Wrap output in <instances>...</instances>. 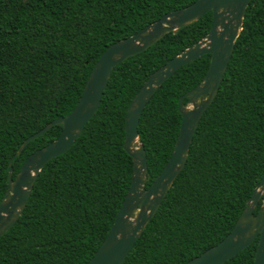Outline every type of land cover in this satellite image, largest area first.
Returning a JSON list of instances; mask_svg holds the SVG:
<instances>
[{
  "label": "trees",
  "instance_id": "trees-1",
  "mask_svg": "<svg viewBox=\"0 0 264 264\" xmlns=\"http://www.w3.org/2000/svg\"><path fill=\"white\" fill-rule=\"evenodd\" d=\"M195 0H0V202L25 159L55 140L94 63L113 43ZM212 13L114 67L98 110L37 176L17 222L0 236V264H88L130 187L128 105L149 76L209 32ZM206 54L154 92L137 126L148 188L171 156L178 100L204 78ZM186 103L184 99L183 104ZM264 171V0H250L217 94L186 162L122 264H185L231 231ZM261 203V202H260ZM258 207L254 211L257 213ZM257 239L223 264H253Z\"/></svg>",
  "mask_w": 264,
  "mask_h": 264
},
{
  "label": "water",
  "instance_id": "water-1",
  "mask_svg": "<svg viewBox=\"0 0 264 264\" xmlns=\"http://www.w3.org/2000/svg\"><path fill=\"white\" fill-rule=\"evenodd\" d=\"M249 2L250 0H195L184 8L164 14L135 34L110 45L94 63L75 108L68 115L53 120L26 138L14 156H18L30 141L53 126H61L59 136L30 154L14 177L12 159L9 161L8 188L0 202V236L5 234L21 216L34 182L43 167L67 152L94 116L114 67L146 51L165 35L176 33L177 30L211 12L212 24L206 36L153 72L128 105L123 148L133 161L130 187L108 235L88 262V264H122L157 212L186 162L199 120L214 100L221 84L235 41L242 29ZM206 54L210 55V62L204 78L178 100L177 108L181 122L171 156L149 187L145 188L148 180L147 162L137 132L142 111L162 83L182 66ZM184 99H186L185 104H183ZM259 203V209L254 215ZM256 239L257 247L253 264H264V171L231 231L218 244L185 264H223Z\"/></svg>",
  "mask_w": 264,
  "mask_h": 264
}]
</instances>
